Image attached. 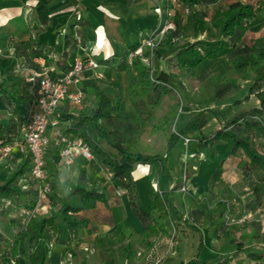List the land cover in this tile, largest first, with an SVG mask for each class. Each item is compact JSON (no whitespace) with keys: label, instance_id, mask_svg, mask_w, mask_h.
I'll use <instances>...</instances> for the list:
<instances>
[{"label":"trees","instance_id":"1","mask_svg":"<svg viewBox=\"0 0 264 264\" xmlns=\"http://www.w3.org/2000/svg\"><path fill=\"white\" fill-rule=\"evenodd\" d=\"M175 1V2H174ZM159 0L156 7L158 16V25L153 29L159 28L163 22L169 18L174 23V28L169 30V36L163 42V50L160 57L179 67L184 68L189 73H194L196 68L206 61L218 60L221 73L226 72L231 67L234 69L237 77L242 79H250L245 94L242 97H233L225 108L214 109L212 107L203 108L192 113L186 123L178 128L173 124L172 129H168L164 133V148L161 151L148 152L139 149L137 142L141 134V125L134 117H123L119 113V95L116 93L111 99L99 83L91 86L92 93L86 95L83 81L80 85L84 92L83 103L79 107L63 102L69 107H64L61 111L59 106V119L68 123V131L82 138L91 148L93 156L98 158L100 162L108 167L112 173V179H120L122 186L127 190L129 202L134 215L142 224L141 236L149 238L157 237L158 242L162 237L172 236L174 238L175 227L178 223L184 224L186 216L180 202H175L176 193L181 191L187 178V166L183 171V175L170 189H157L154 194L142 193L140 195L138 185L134 178V172L138 166L153 165L155 167L156 180L162 174H169L170 160L169 154L178 144L179 140L183 143L181 136L201 132V129L208 121V114L218 118L222 125L211 135L204 136L199 140L197 150L201 154L203 149L209 144H224L228 140L232 141L230 154L236 156L241 152L247 160L244 168H253L258 170L257 182L264 183V153L260 148L261 140L264 141V36L249 41H244L247 31L264 20V1L263 0H233L227 7L215 9L209 16L208 22L205 20V14L198 11L195 6L199 4H209L213 0ZM174 4V5H172ZM180 7V8H179ZM188 10L186 15L182 11ZM151 31L137 43L128 46L126 51L105 60L108 62L109 68L113 70H126L134 67L136 72H146L147 67L143 63L146 53H143L141 41L143 38L150 36ZM186 37H190L186 39ZM141 47V55H135L131 64L128 63V54L134 52ZM158 44L152 49L147 50L149 55L157 53ZM143 48V49H142ZM147 49V48H146ZM16 56L22 59V63L31 69L29 82L24 89H20L16 93L10 86H0V94L6 101L14 104L13 121L16 126H20L26 117L27 93L30 103L35 99L39 92V86L45 72L48 76L56 79L63 76L73 63L75 56L71 55L72 62L61 73L56 74L53 70L48 69V65L53 58L48 52L42 49L38 41H27L25 43H14ZM49 50V49H48ZM44 51V52H43ZM147 55V54H146ZM34 59H32V57ZM42 57L44 63L41 65L36 59ZM230 60V61H229ZM168 62V63H169ZM169 63V64H170ZM254 72L253 76H248V71ZM135 77V76H134ZM135 79V78H133ZM154 79V78H153ZM171 77L164 71H160L157 79L152 80L153 90L158 89V94L153 93V100H150L151 107L157 104L163 94H167L174 89L170 85ZM132 88V87H131ZM144 88V87H143ZM148 88V87H147ZM241 85L237 78L230 81L216 82L213 86V101L218 103L225 99L232 91H239ZM256 97L258 103L254 106L237 109V106L244 101L249 100L251 96ZM136 102V101H135ZM138 106L140 103H138ZM239 108V107H238ZM139 110V108H138ZM153 110V109H152ZM140 112V110H139ZM152 112H142V119L150 115ZM14 131V127H13ZM201 136V133L199 134ZM15 137V136H14ZM13 137V138H14ZM12 141L11 139H9ZM1 141V140H0ZM9 141V142H10ZM191 138V142H192ZM2 145L4 142L1 141ZM190 142V143H191ZM189 143V144H190ZM184 144V143H183ZM185 145V149L189 146ZM9 145V144H7ZM148 149V148H146ZM25 155L17 163V165L8 173L4 180H0V200L21 194L19 180L29 175L30 157L29 153L24 151ZM185 157H195L189 151H186ZM192 160V159H191ZM46 163L48 171V179L50 181L51 193L49 195L50 209L44 214H32L24 223L19 226L12 250L16 252L27 249V256L30 264H45L53 242L61 241L60 229L58 222L71 230L79 223V217L76 213L82 209L89 200L95 199L107 204L104 187L100 190L95 186L82 187L81 179L83 170H81L78 183L74 188L68 186L69 177L61 174L55 162L51 159V152H46ZM223 160L218 162L214 167L210 184L221 180ZM192 173V166L190 167ZM30 181V179H29ZM29 192L33 194V200L30 201L26 208L34 210L36 203V185L35 182L28 183ZM157 186V181L155 182ZM254 187H258L254 184ZM76 196L82 203L79 206H73L69 200ZM188 201L194 206L191 208V222L187 226L199 233V249L203 245V236L200 227L196 226L195 221L200 219L205 221L206 232L214 239L224 237L234 245V248L227 255L220 257L213 264H232V261L238 257L241 251L245 252V257L236 261V264H264V253L259 250L251 249L248 244L250 239H255V231L251 230L250 237L246 238L244 234H238V230L229 228L222 216L226 211V199H218L212 205L209 193L202 196L196 194L188 195ZM35 211V210H34ZM185 216V217H184ZM172 229V230H171ZM116 233H122L121 225H118ZM243 238L245 240H243ZM173 250L179 240L175 238ZM264 241V233L262 235ZM149 240L146 242L148 244ZM159 242V245L163 243ZM151 243V242H150ZM149 243V244H150ZM148 244V245H149ZM114 262L115 259H111ZM207 264L206 260H189L185 263L179 260V264Z\"/></svg>","mask_w":264,"mask_h":264},{"label":"crops","instance_id":"2","mask_svg":"<svg viewBox=\"0 0 264 264\" xmlns=\"http://www.w3.org/2000/svg\"><path fill=\"white\" fill-rule=\"evenodd\" d=\"M157 1L159 0H0V86H10L15 93L27 86L32 71L16 56L14 43L38 41L42 49L53 58L48 69L56 74L68 67L72 62L73 53L84 62L89 59L96 61V67H86L82 73L86 95L92 93L91 86L95 82L99 83L111 99L116 93L119 95L121 116L134 117L135 111L129 106L128 80L135 78L136 70L134 67L122 71L113 70L108 65L111 60L108 62L105 60L117 57L126 51L129 45L140 41L142 36L157 25L158 16L155 10ZM36 61L41 65L44 63L42 57ZM25 96L26 111L37 110V107H33L32 102L30 103L27 93L24 94ZM64 107L69 106L61 105V111ZM13 109L14 104L6 101L0 94V140L7 141L4 145L9 144L11 147L8 153H2L0 145V180H4L25 155L19 126L15 127L13 121L16 114ZM67 129L68 123L60 121L58 130L66 137L74 135ZM54 131L53 129L47 131L51 139L55 136ZM216 145H219L217 150L222 154L220 158L223 160L224 170L227 166V157L229 155L236 157L230 154L232 141L228 140L224 144ZM189 148L190 145L185 149L181 142L175 146L169 154L170 172L163 179L160 177L156 180V169L151 164L138 167L134 172V178L138 189H141L139 192L152 195L157 189L168 190L178 182L184 169L192 161L185 157L186 151L191 155L197 153L188 150ZM47 151L51 152V159L61 174L69 177L70 188L77 185L83 170L81 186H95L100 190L104 187L108 202L104 204L95 199L89 200L76 213L80 220L71 230L61 225L59 220V237L62 240L53 242L45 264H119V260L111 262L107 258V253L112 250L117 254L120 253L119 256L121 254L123 256L124 252L128 253L129 250L131 252L135 250L136 255L142 254L144 257L142 256V260H134V264H146L147 252L158 240L155 236L147 239L141 236L142 224L131 209L128 193L123 188L122 181L118 178L113 180L108 167L98 158L94 157L87 161L78 156L70 166H65L56 162L57 149L52 144ZM200 158L205 160L208 155L201 153ZM192 167L195 169L194 166ZM5 170L7 173H4ZM194 172L185 182L190 180L189 185L196 186L193 182L199 178V175ZM226 174L223 171L221 177L224 179ZM229 176L228 174V180ZM31 182H34L31 176L22 177L19 180L22 193L0 200V264H30L26 247L24 251L16 252L11 249L12 243L21 223L32 214H44L50 209L49 199L35 211L26 208V205L33 200V194L28 191L32 186L28 187V183ZM185 189L181 188V191L177 192L182 205L185 202L188 205V195L192 191L189 188ZM69 202L73 206L82 205L76 196ZM175 202L178 203L176 198ZM118 225H121L122 233L115 232ZM148 240L151 242H148L149 245L146 243ZM210 243L211 241L208 240L209 252H213V255L209 258L218 260L216 256L218 251L213 249Z\"/></svg>","mask_w":264,"mask_h":264},{"label":"rangeland","instance_id":"3","mask_svg":"<svg viewBox=\"0 0 264 264\" xmlns=\"http://www.w3.org/2000/svg\"><path fill=\"white\" fill-rule=\"evenodd\" d=\"M173 1L174 0H172V2ZM232 1L233 0H213V2L209 4L196 5L195 8L206 15L205 20L208 22L210 14L215 9L225 8ZM178 10L182 11V9ZM182 12L186 15L188 10H183ZM152 30L153 28H151L150 31ZM168 36L169 31L165 33V36L160 40L157 53L155 52L148 57V48L146 47L147 49H143V53L147 54H143V63L145 64L144 67H147V73H139L137 71L135 73V79L128 80V83H130L128 86L129 106L135 111L137 116L135 119L141 125V134L139 136V142H137V147L139 149L144 148L142 150L148 152L161 151L164 148V133L168 131V129H172L173 124L178 128L188 121L192 113L203 108H225L233 97H242L251 82L250 79L237 77L232 67L226 72L221 73L218 60H210L202 63L200 67L196 68L194 73H189L184 68L177 66L175 61L169 64V61H165L160 57V53L163 50V42ZM262 36H264V20L252 26L251 29L247 31L244 41L247 42ZM189 38L190 37H186V39ZM160 71L166 72L171 77L170 85L174 91L172 90L162 96L160 94L161 100L152 108L150 103L152 101L150 100H153V93L158 94L159 91L157 88L153 90L154 87L151 78L157 79V75ZM253 75L254 72L250 69L248 71V76ZM233 78H237L238 83L241 85V89L239 91H232L225 99L215 103L213 101L214 84L220 81L227 82ZM137 102L140 103L139 106ZM257 103L258 100L252 95L249 100L237 106V109L254 106ZM143 111L152 113L145 116L146 119H142L143 114L141 113ZM221 125L222 122H220L218 118L208 114V121L201 129V132L195 131L187 134L193 140L189 144L190 148L188 150L197 152L196 154L193 153L195 157L189 158V161L192 159L189 165L190 167H195L196 170L192 167L194 169L192 172H197L199 178L193 182L196 186L189 185V180V182L184 183V188L192 190L190 194L197 193L199 196L209 193L211 205L218 199H226V211L221 219L225 221L229 228L238 230V234L248 233L245 235L246 238H249L250 233H252L251 230L246 231L251 227L252 231H255L256 238L250 239L248 244H250L251 249L259 250L264 253V241L262 240V235L264 233V183L256 181L259 173L258 170L253 168H248L246 170L244 168L247 160L241 152H239L236 157L229 155L226 159L227 166H225L223 170L227 174L224 179L222 178L220 181L211 185L209 182L211 173L216 164L222 160V158H220L222 154L217 150L219 149V145L209 143L202 150L205 156L206 154L208 155V158L205 160H203L204 158H200V153L197 150L198 141L204 139V136L211 135L215 130L219 129ZM200 133L201 136L199 135ZM179 142L181 141L179 140ZM260 148L264 153L263 140H261ZM138 167H140V165ZM190 167L187 168L189 178L191 177ZM4 173H7V170H5ZM228 174L230 175L229 180L227 178ZM164 177H166V174H162L161 178L163 179ZM254 184L258 187L255 188ZM186 185H188V187ZM152 187L155 188V186ZM139 190L141 191L140 188ZM178 193H176V201L180 202V195H178ZM181 207L184 211V215L187 217L186 222L184 224H182L183 222L181 224L178 223V226L175 227L174 238L176 236V239L179 241L173 252L164 256L160 264H179V260H183L187 263L189 260H195V258L198 260H206L207 264H213L216 260H211L209 258V256L213 255V252H209L208 240L212 243V245L210 243V246L218 251L216 255L218 256V260L220 257L231 252L234 245L228 242L224 237L214 239L210 236L206 232L205 227H203L205 221L202 219L194 222L196 226L200 227L203 236V245L202 248L199 249V233L187 226V224H189L188 221L193 223L191 221L192 215H190L189 211L194 206L188 201V205L185 202ZM61 225H64L63 221H61ZM165 238L166 236L162 237V239ZM243 240L245 239L243 238ZM119 254L112 250L110 253H107V258L109 260H119V264H134V260H142V256L144 257L142 254L136 255L135 250L134 252H131V250H129L128 253L124 252L123 256L122 254L119 256ZM244 257L245 252L241 251L238 257L232 261V264H236L237 260ZM189 264L196 263L191 262Z\"/></svg>","mask_w":264,"mask_h":264},{"label":"built area","instance_id":"4","mask_svg":"<svg viewBox=\"0 0 264 264\" xmlns=\"http://www.w3.org/2000/svg\"><path fill=\"white\" fill-rule=\"evenodd\" d=\"M156 27L151 31L150 36L142 39L141 47L152 50L159 44L165 33L174 28V23L167 18L159 28ZM141 47L128 54L129 64L135 55L142 54ZM96 66V61L89 59L84 62L75 57L63 76L53 79L44 72L38 95L32 101L33 107H37V110L27 111L24 122L20 126L21 145L30 157L28 174L36 185L37 196L34 210L39 209L44 201L48 200L51 193L46 163V152L50 144L57 149L56 162L61 165L70 166L78 156L87 161L94 158L90 146L82 138L77 135L66 137L58 130L60 123L58 108L63 102H68L75 107L82 105L84 99V92L80 87L83 79L82 73L86 67ZM152 80L154 79L152 78ZM49 129L55 130V136L52 139L47 134ZM181 139L185 145L191 142L189 135L181 136ZM0 145L2 153L10 151V145H2L1 141ZM182 190H184L183 187ZM173 239L172 236L161 239L159 242L163 240L164 242L160 245L158 241L155 242L147 252L146 264H160L164 256L172 253Z\"/></svg>","mask_w":264,"mask_h":264}]
</instances>
